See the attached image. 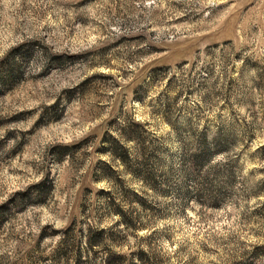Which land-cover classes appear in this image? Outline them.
I'll use <instances>...</instances> for the list:
<instances>
[{"label":"rangeland","instance_id":"rangeland-1","mask_svg":"<svg viewBox=\"0 0 264 264\" xmlns=\"http://www.w3.org/2000/svg\"><path fill=\"white\" fill-rule=\"evenodd\" d=\"M0 264H264V0H0Z\"/></svg>","mask_w":264,"mask_h":264}]
</instances>
